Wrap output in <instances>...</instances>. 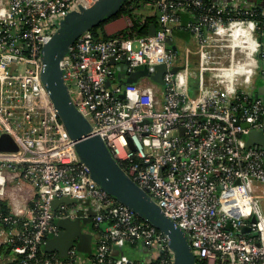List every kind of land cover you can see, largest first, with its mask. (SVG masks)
Instances as JSON below:
<instances>
[{"label":"built area","instance_id":"built-area-1","mask_svg":"<svg viewBox=\"0 0 264 264\" xmlns=\"http://www.w3.org/2000/svg\"><path fill=\"white\" fill-rule=\"evenodd\" d=\"M94 2L10 0L5 8L0 0V134L18 146L0 151V200L11 169L17 187L28 181L35 190L28 215L17 203L10 214L0 211V248L10 246L0 252V264H172L167 237L90 177L41 82L43 44L68 12ZM147 6L156 16L153 36L97 39L87 31L69 47L60 67L74 105L116 162L185 233L196 258L264 264V150L246 145L249 130L264 134V98L251 89L264 74V5L155 0ZM175 30L191 36L194 60L180 59L166 43L173 44ZM110 58L127 60V72L164 64V84L147 77L118 84ZM174 66L179 70L171 73ZM239 196L255 208L242 209ZM62 197L76 203L53 210L51 202ZM85 201L95 211L94 225L107 223L92 257L82 258L74 246L64 261L38 256L44 236L58 232L54 218L87 216ZM125 243L141 245L148 256L113 258L112 248Z\"/></svg>","mask_w":264,"mask_h":264},{"label":"water","instance_id":"water-1","mask_svg":"<svg viewBox=\"0 0 264 264\" xmlns=\"http://www.w3.org/2000/svg\"><path fill=\"white\" fill-rule=\"evenodd\" d=\"M123 2L124 0H95L88 7L79 5L78 9L68 12L60 20L56 31L42 46L41 82L69 138L73 141L79 160L87 167L93 181L116 201L128 206L138 218L151 224L167 237L168 248L172 254V264H195L196 257L191 251L185 233L163 213L162 209L116 162L102 138L92 133L91 124L74 105L68 85L63 78L60 61L67 54L69 47L80 35L115 15ZM155 31V24H149L148 35L153 36ZM166 43L171 46L172 50L176 49L170 40ZM108 63L115 66L118 84L135 83L143 77L149 78L156 84H164L162 79L166 71L164 64L155 65L152 69L143 65L132 72H127V60H121L116 65V61L110 58ZM178 70L179 67L174 66L169 71L175 73ZM106 85L109 86V81ZM255 87L254 94L263 99L264 74L258 78ZM119 97H123V94ZM243 126L246 127L247 124ZM246 145L264 150V134L261 131L249 130L246 135ZM17 150L16 142L8 133L0 134V151L14 152ZM75 203L74 199L62 197L54 199L51 206L53 210H56L60 204L73 205ZM83 204L87 206V216L55 219L54 224L58 232L48 234L44 242L46 252H55L59 258H65L69 248L74 246L80 253H91L92 235L85 229L93 225L95 211L89 206L88 201ZM251 221L253 222L254 218ZM244 231H249V228H244Z\"/></svg>","mask_w":264,"mask_h":264},{"label":"trees","instance_id":"trees-1","mask_svg":"<svg viewBox=\"0 0 264 264\" xmlns=\"http://www.w3.org/2000/svg\"><path fill=\"white\" fill-rule=\"evenodd\" d=\"M155 0H124L122 5L120 6L119 10L116 12L115 15L111 16L110 18L100 22L98 25L92 27L91 29L88 30L89 34L93 38L97 39H107L110 37H116V36H123V37H136V36H145L148 34L149 30V24L154 23L156 24V16L155 15H142L138 14V11H140L142 8L147 6L148 4L154 3ZM128 17L130 19V25L124 27L120 31L113 33L111 35H107L104 31L103 26L108 23L109 21L116 19L118 17ZM182 33H186L184 31L180 30H175L174 31V36H179ZM262 36H260V42L262 41ZM262 54L258 55L259 62H261ZM0 211L3 212L4 214H10L11 210L10 207L8 206L7 202L5 200H0ZM54 218L53 223L55 221ZM92 231H96L97 233H103L107 227V223H101L97 226L93 225L90 226ZM48 234L44 236L43 240L45 242ZM44 242L40 245V248L38 250V256H40L42 259H45L46 257L55 255L56 257L57 254L55 252H46L44 250ZM0 252L4 253H9L10 252V246L6 245L4 247L0 248ZM78 254L81 255L82 258L88 259L92 257V253L87 254V253H80ZM60 261H64L65 258H59ZM17 264V263H16ZM39 264H45L43 261H41ZM195 264H206V260L201 259V258H196Z\"/></svg>","mask_w":264,"mask_h":264},{"label":"crops","instance_id":"crops-1","mask_svg":"<svg viewBox=\"0 0 264 264\" xmlns=\"http://www.w3.org/2000/svg\"><path fill=\"white\" fill-rule=\"evenodd\" d=\"M104 31L107 35H111L113 33H115L116 31L123 29L124 26H121V22H119V19H113L110 22L106 23L104 26ZM182 42L183 45H185V43H188L189 47L187 46H183V48H179L181 46H179L178 42ZM173 45L176 47L177 52H178V56L180 57V59H188L189 61L194 60L195 59V44L191 38V36L188 33H182L179 36L175 35L174 41H173ZM249 65H251V67L248 65L246 67V72L249 74L252 72V68L254 65V61L253 59L249 58ZM119 62L116 63V65H118ZM113 69L115 70V66L113 65ZM256 89V87L254 88V90ZM253 90V91H254ZM25 182V181H24ZM28 186H30V188L28 189V193L30 191V198L28 199L29 202L28 204H23V200H24V196H11V198H9L11 200H5L4 198L2 200L5 201H9V204L11 206L10 209L12 208V204L13 203H17L24 212V216L28 215V211L32 210V208L34 207V196L35 195V190L34 187L31 183H29L28 181L25 182ZM22 185V184H21ZM27 200V201H28ZM26 201V202H27ZM22 204V205H21ZM27 211V213L25 212ZM86 232H91L92 238H91V243H92V250L94 251L96 245L98 244V239H99V233H97L96 231H92L91 227H87L85 229ZM92 252V251H91ZM111 256L115 259H120L122 261H129V260H133V259H139V260H143L144 258H146V256H148V251L142 247L141 245H130V244H123L120 246H116L113 247L111 250Z\"/></svg>","mask_w":264,"mask_h":264},{"label":"rangeland","instance_id":"rangeland-1","mask_svg":"<svg viewBox=\"0 0 264 264\" xmlns=\"http://www.w3.org/2000/svg\"><path fill=\"white\" fill-rule=\"evenodd\" d=\"M9 1L10 0H3V4H4L3 6H5V8L8 6ZM151 13H152V8L148 7V6H145L140 11H138L139 15L142 14L144 16L150 15ZM117 19H119V22H121V26L126 27V26L130 25V19L128 17L122 16V17H118ZM120 30H118V31H120ZM118 31H116V32H118ZM178 43H179L178 45L181 46V47H179L181 49L183 48V46L189 47L188 43H185V45H183L182 42H178ZM133 47H134V49H138L139 48V43L134 41L133 42ZM251 89L254 90V87H252ZM16 169H19V168L16 167ZM11 170L6 172L7 176H8V181H7L6 191H5V194L3 195V198L5 200H7V199L10 200L9 198H11V196H17V197H20V196L23 197L24 196V200L22 202H23V204H28V202H29L28 199L30 198V191H29V193L27 191L30 188V186H28L25 183L26 181L25 182L22 181L21 182V184H22L21 187H17V184L19 183V181L14 179V177L10 178L12 176V174H10V173H13V171H11ZM33 196H35V195H33ZM10 202H11V200H10ZM7 204H8V206H11L9 204V201L7 202ZM259 207H260V210H261L262 214L264 215V198H260L259 199Z\"/></svg>","mask_w":264,"mask_h":264},{"label":"bare ground","instance_id":"bare-ground-1","mask_svg":"<svg viewBox=\"0 0 264 264\" xmlns=\"http://www.w3.org/2000/svg\"><path fill=\"white\" fill-rule=\"evenodd\" d=\"M236 201L241 203L242 209H244V210H245V208L246 209L255 208L253 204L249 205V200L247 198H244V196L243 197H241V196L237 197Z\"/></svg>","mask_w":264,"mask_h":264},{"label":"flooded vegetation","instance_id":"flooded-vegetation-1","mask_svg":"<svg viewBox=\"0 0 264 264\" xmlns=\"http://www.w3.org/2000/svg\"><path fill=\"white\" fill-rule=\"evenodd\" d=\"M258 5H264V0H255Z\"/></svg>","mask_w":264,"mask_h":264}]
</instances>
